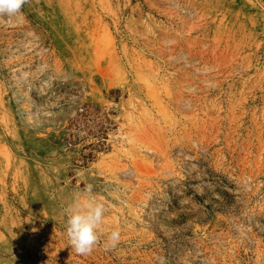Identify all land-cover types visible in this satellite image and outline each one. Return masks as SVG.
<instances>
[{
	"label": "rangeland",
	"instance_id": "1",
	"mask_svg": "<svg viewBox=\"0 0 264 264\" xmlns=\"http://www.w3.org/2000/svg\"><path fill=\"white\" fill-rule=\"evenodd\" d=\"M7 21L0 264H264V0H27ZM85 184L106 211L77 255Z\"/></svg>",
	"mask_w": 264,
	"mask_h": 264
},
{
	"label": "clouds",
	"instance_id": "2",
	"mask_svg": "<svg viewBox=\"0 0 264 264\" xmlns=\"http://www.w3.org/2000/svg\"><path fill=\"white\" fill-rule=\"evenodd\" d=\"M27 0H0V17L7 16L9 23L21 14ZM93 186L85 184L83 191L88 196L77 199L65 209L66 235L69 246L77 255L90 254L100 242V228L104 222L106 211L103 203L91 197ZM121 239L119 229L110 232L105 243L106 249L115 248Z\"/></svg>",
	"mask_w": 264,
	"mask_h": 264
}]
</instances>
